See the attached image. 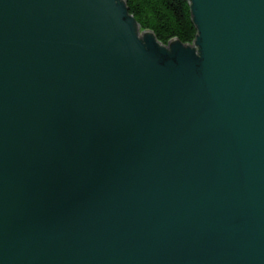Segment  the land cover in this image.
<instances>
[{
	"label": "water",
	"instance_id": "obj_1",
	"mask_svg": "<svg viewBox=\"0 0 264 264\" xmlns=\"http://www.w3.org/2000/svg\"><path fill=\"white\" fill-rule=\"evenodd\" d=\"M186 1L0 0V264H264V0Z\"/></svg>",
	"mask_w": 264,
	"mask_h": 264
},
{
	"label": "trees",
	"instance_id": "obj_2",
	"mask_svg": "<svg viewBox=\"0 0 264 264\" xmlns=\"http://www.w3.org/2000/svg\"><path fill=\"white\" fill-rule=\"evenodd\" d=\"M129 15L141 27L151 31L156 40L167 45L176 39L191 45L196 29L186 0H124Z\"/></svg>",
	"mask_w": 264,
	"mask_h": 264
},
{
	"label": "bare ground",
	"instance_id": "obj_3",
	"mask_svg": "<svg viewBox=\"0 0 264 264\" xmlns=\"http://www.w3.org/2000/svg\"><path fill=\"white\" fill-rule=\"evenodd\" d=\"M143 34V33H142Z\"/></svg>",
	"mask_w": 264,
	"mask_h": 264
}]
</instances>
